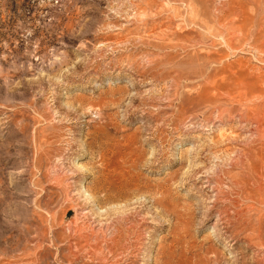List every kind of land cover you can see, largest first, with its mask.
Segmentation results:
<instances>
[{
	"label": "rangeland",
	"instance_id": "obj_1",
	"mask_svg": "<svg viewBox=\"0 0 264 264\" xmlns=\"http://www.w3.org/2000/svg\"><path fill=\"white\" fill-rule=\"evenodd\" d=\"M0 264H264V0H0Z\"/></svg>",
	"mask_w": 264,
	"mask_h": 264
}]
</instances>
